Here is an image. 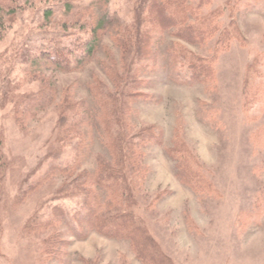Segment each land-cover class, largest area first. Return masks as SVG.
<instances>
[{
	"label": "rangeland",
	"instance_id": "rangeland-1",
	"mask_svg": "<svg viewBox=\"0 0 264 264\" xmlns=\"http://www.w3.org/2000/svg\"><path fill=\"white\" fill-rule=\"evenodd\" d=\"M138 1L0 0V264H142L128 241L88 229L79 238L75 221L87 197L76 179L109 159L92 89L120 92L105 72L113 64L125 75L121 91L143 66L145 97L129 110L128 136L149 127L163 134L162 146L143 150L134 208L162 252L173 264H264V0H210L203 12L219 13V30L206 45L186 46L172 29L142 65L132 45L123 55L118 44L131 43L121 28L133 24ZM223 29L233 38L216 53ZM96 32V50L69 69L38 57L55 37L70 34L81 48ZM180 45L215 56L212 82L173 69ZM67 100L80 106L77 114ZM66 112L70 124L74 115L82 120L76 133L60 127ZM177 136L195 158L200 189L177 176L168 152ZM56 207L66 211V224L28 229L53 220ZM63 242L69 245L57 254L47 250Z\"/></svg>",
	"mask_w": 264,
	"mask_h": 264
},
{
	"label": "trees",
	"instance_id": "trees-1",
	"mask_svg": "<svg viewBox=\"0 0 264 264\" xmlns=\"http://www.w3.org/2000/svg\"><path fill=\"white\" fill-rule=\"evenodd\" d=\"M209 2L210 0H139L134 8L135 20L133 24L121 28L123 40L132 38L130 44L128 42L124 44L121 39L118 41L123 55L132 45L137 64L142 65L144 61L152 57L158 38L161 39L165 33L171 32L172 29L174 31L170 34L177 37L186 46L202 47L206 45L207 41L212 39L219 30L217 23L219 13L204 14L203 12ZM3 11L4 8L0 4V13ZM97 34L96 32V35H93L91 41L82 39L81 48L77 44L78 38L75 43L73 40L72 43L69 42L70 34L55 37L48 44L47 49H38L40 52L38 57L50 67L69 69L72 61L75 59L77 61L80 56L87 58L96 50ZM232 38L230 30L223 29L215 44V52L226 51L230 47ZM180 46L182 51L179 52L176 47L172 50L170 59L173 69L182 71L185 75L189 73L193 82L203 84L212 82L215 78V56L202 57L189 51L185 46ZM114 67L115 64L107 66L105 72L111 84L120 92L110 94L101 84L92 89L95 98L98 99L101 112L93 118L101 129L100 140L108 152L109 159L99 163L93 173L86 172L80 174L76 181L74 179L75 182L81 181L77 188H82L87 195L83 205L84 212L81 211L75 216L79 230L78 237L83 238L86 235V229L92 230L109 239L130 242L136 258L142 264H173L152 238L143 221L134 212L137 205L135 200L138 188L136 180L143 173V150L147 146H162L163 139L162 132L155 127L141 129L133 136L127 134L129 110L145 97L141 94L143 82L140 80L143 66L135 69L134 81L122 91L125 75L119 73L118 69ZM127 72L129 73L125 70V74ZM66 106L73 114H77L80 107L78 104H72L69 100L66 101ZM60 122L61 129L70 128L64 132L66 134L69 131L75 133L79 131L78 125L82 120L74 115V122L70 124L66 112V114H62ZM65 139L68 140L67 137ZM72 140L69 139V141ZM82 143L87 145L86 140H82ZM168 152L177 163V176L180 181L193 189L202 188L201 179H198V173L195 172V158L179 136ZM54 170L53 173L57 174L75 171L74 168L67 170L55 168ZM66 187L64 190L68 192ZM54 211L53 220L46 224L31 222L28 229L36 231L64 222L66 224V211L60 207H56ZM48 243L49 240L44 245L48 246ZM68 245L69 243L63 242L62 248L59 249L53 244L47 250L57 254Z\"/></svg>",
	"mask_w": 264,
	"mask_h": 264
}]
</instances>
